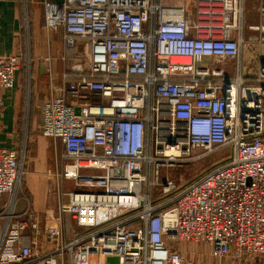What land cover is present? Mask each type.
<instances>
[{
  "label": "built area",
  "instance_id": "1",
  "mask_svg": "<svg viewBox=\"0 0 264 264\" xmlns=\"http://www.w3.org/2000/svg\"><path fill=\"white\" fill-rule=\"evenodd\" d=\"M194 1L192 17L187 0L44 3L45 29L62 30L71 63L40 126L63 149L44 233L57 244L34 256L23 232L38 221L10 202L0 264H196L181 243L208 247L214 260L264 263V56L245 72V0ZM21 67L20 56H0V90H13ZM225 150L188 184L169 173ZM21 163L18 148L0 149V205L13 200Z\"/></svg>",
  "mask_w": 264,
  "mask_h": 264
},
{
  "label": "crops",
  "instance_id": "2",
  "mask_svg": "<svg viewBox=\"0 0 264 264\" xmlns=\"http://www.w3.org/2000/svg\"><path fill=\"white\" fill-rule=\"evenodd\" d=\"M46 1L62 0H0V56L16 55L22 59L13 90H0V149L19 148L22 144L21 132H32L35 135V120L40 116L42 121V108L51 96V86L57 96L63 94L66 86L63 73L70 67V62L65 60L70 52L63 45L61 29L43 30ZM262 8L264 0H245V30H253L261 35L264 26ZM189 13L192 17L194 12ZM243 59L247 65L252 62L250 56ZM58 154L56 149L55 162L53 160L49 169L51 172H48H53L54 178V174L62 171V155ZM63 187L68 192L74 190L70 182H64ZM10 202L14 203L16 215L24 213L30 206L38 221L37 232L32 229L23 232L25 244L31 247L33 255L39 256L54 250L57 243L48 240L44 233L47 225H50L45 220V214L51 212L55 216L57 213L55 194L49 197L46 195L43 204L37 208L22 197L10 198L9 201L3 199L1 205ZM49 206L53 207L52 211L47 209ZM66 227L70 240L73 225L69 218H66Z\"/></svg>",
  "mask_w": 264,
  "mask_h": 264
},
{
  "label": "rangeland",
  "instance_id": "3",
  "mask_svg": "<svg viewBox=\"0 0 264 264\" xmlns=\"http://www.w3.org/2000/svg\"><path fill=\"white\" fill-rule=\"evenodd\" d=\"M195 1L187 0V9L189 12H194ZM43 30H45V21ZM244 40L247 43L245 45V53L243 58H247L250 56L252 59L248 65L246 61L243 62L244 69H246L249 75L256 74V65L255 58L257 59L259 56H264V45L260 44V35L259 33H255L253 30H245ZM71 65V63H70ZM227 67L232 69H237L240 67L239 62H229L227 63ZM236 72V71H235ZM231 77L236 78V74L231 75ZM37 123L35 135L30 132H21V143L19 145V151L22 158V179L19 184L17 192L14 194L13 199L18 197L25 198L34 205V207H38L43 204L44 198L47 195L48 197L52 195L57 189V181L56 178L51 174H49L51 169L55 150L57 149L58 156L63 154V149L60 145L56 146L52 144L51 140L45 138L40 131L41 118L38 116L35 120ZM43 136V137H42ZM200 153V152H197ZM229 151L225 150L219 152L217 154L211 155L209 157H205L201 160L191 162L189 164L183 165L181 168H173L170 170V175L179 185L188 184L194 179L201 176L208 169L212 167V165L221 159ZM49 172V173H48ZM162 176L166 174V171L163 170ZM52 175V176H51ZM55 175V174H54ZM51 192H53L51 194ZM11 196H6L4 199L8 200ZM5 204L0 205V209H2ZM55 208V206H54ZM49 211L53 210V207L49 206L47 208ZM51 212H47L45 214V218ZM178 250L183 252L188 260L195 262L196 264H236V260L232 257H226L222 260H214L210 256L209 248L197 244V243H181L177 245ZM238 264V263H237ZM264 264V263H262Z\"/></svg>",
  "mask_w": 264,
  "mask_h": 264
},
{
  "label": "water",
  "instance_id": "4",
  "mask_svg": "<svg viewBox=\"0 0 264 264\" xmlns=\"http://www.w3.org/2000/svg\"><path fill=\"white\" fill-rule=\"evenodd\" d=\"M107 262L109 264H117L118 263V259H116V258H108Z\"/></svg>",
  "mask_w": 264,
  "mask_h": 264
}]
</instances>
